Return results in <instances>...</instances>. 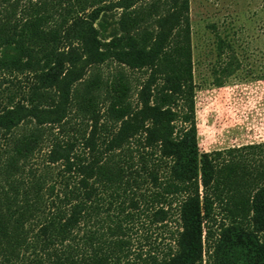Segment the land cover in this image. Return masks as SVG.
I'll use <instances>...</instances> for the list:
<instances>
[{
	"label": "trees",
	"instance_id": "16d2710c",
	"mask_svg": "<svg viewBox=\"0 0 264 264\" xmlns=\"http://www.w3.org/2000/svg\"><path fill=\"white\" fill-rule=\"evenodd\" d=\"M0 74V264H264V143L200 152L190 0H0Z\"/></svg>",
	"mask_w": 264,
	"mask_h": 264
},
{
	"label": "rangeland",
	"instance_id": "374dc122",
	"mask_svg": "<svg viewBox=\"0 0 264 264\" xmlns=\"http://www.w3.org/2000/svg\"><path fill=\"white\" fill-rule=\"evenodd\" d=\"M190 17L200 152L264 143V0H190ZM114 70V65L104 67L106 76ZM132 76L136 88L145 78L139 72ZM0 77L5 80L8 75ZM8 147L0 137L1 167ZM43 148L27 173L43 174L49 143ZM52 168L56 177L60 166ZM54 182L49 177L46 189ZM0 185L9 191L1 173ZM134 225L130 237L134 254L146 257L154 249L167 250L168 234L161 225H152L147 214ZM33 260L30 252L19 264H34Z\"/></svg>",
	"mask_w": 264,
	"mask_h": 264
}]
</instances>
